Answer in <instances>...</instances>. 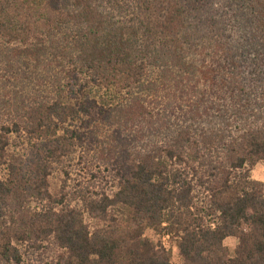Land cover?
I'll use <instances>...</instances> for the list:
<instances>
[{
  "label": "trees",
  "instance_id": "16d2710c",
  "mask_svg": "<svg viewBox=\"0 0 264 264\" xmlns=\"http://www.w3.org/2000/svg\"><path fill=\"white\" fill-rule=\"evenodd\" d=\"M258 162L264 0H0V264H264Z\"/></svg>",
  "mask_w": 264,
  "mask_h": 264
},
{
  "label": "rangeland",
  "instance_id": "374dc122",
  "mask_svg": "<svg viewBox=\"0 0 264 264\" xmlns=\"http://www.w3.org/2000/svg\"><path fill=\"white\" fill-rule=\"evenodd\" d=\"M250 175L252 179L264 182V163L258 162L251 170ZM60 182H61L60 177L57 175L51 179V183H52L51 191L54 194L57 193L59 186H60ZM87 220L90 221L89 218ZM143 237L148 238L154 242H158L159 240L162 241V243L168 249H170L171 263L172 264H183V258L180 256L176 242L174 240L168 239V238L160 239L157 233L153 229H150V228L145 229ZM224 245L227 247L230 256L235 257L238 240L234 237H229L226 239V241H224Z\"/></svg>",
  "mask_w": 264,
  "mask_h": 264
},
{
  "label": "crops",
  "instance_id": "0c3cea01",
  "mask_svg": "<svg viewBox=\"0 0 264 264\" xmlns=\"http://www.w3.org/2000/svg\"><path fill=\"white\" fill-rule=\"evenodd\" d=\"M226 241V240H225Z\"/></svg>",
  "mask_w": 264,
  "mask_h": 264
}]
</instances>
